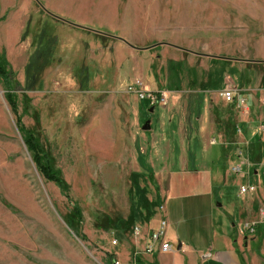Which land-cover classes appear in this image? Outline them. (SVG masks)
Instances as JSON below:
<instances>
[{
    "label": "rangeland",
    "instance_id": "374dc122",
    "mask_svg": "<svg viewBox=\"0 0 264 264\" xmlns=\"http://www.w3.org/2000/svg\"><path fill=\"white\" fill-rule=\"evenodd\" d=\"M101 37L109 39L106 45ZM262 37L264 0H0V54L6 55L31 99L25 114L19 95L23 123L54 156L71 186L68 201L37 171L0 79V264H106L110 256L121 264L133 262L142 247L137 246L141 240L134 229L123 232L106 222L129 208L127 194L118 195L121 172L124 183L131 173L138 174L148 201L156 189L141 146L149 114L143 113L139 122V115L128 113V98L136 101V96L122 93L132 84L123 81L125 74L137 62L140 71L148 72L154 56L165 52L185 59L191 54L184 50L218 55L220 43L228 48L234 38L245 39L237 51L264 55ZM122 51L140 55L129 62ZM195 60L200 68L201 58ZM166 63L170 75L161 74V84L158 77L141 75L153 90L184 83L186 63ZM220 64L205 81L212 91L222 90L231 80L252 79L251 69L243 65L232 70L229 63ZM140 102L142 108L146 101ZM180 148L175 152L187 157L189 140ZM239 189L237 185L227 193L231 201ZM224 202L228 211L230 204ZM74 204L83 215L79 237L67 225L74 220ZM152 204L155 213L158 204ZM233 223L235 234L243 236L239 223ZM259 229L264 233V224ZM214 257L203 264H221Z\"/></svg>",
    "mask_w": 264,
    "mask_h": 264
},
{
    "label": "crops",
    "instance_id": "0c3cea01",
    "mask_svg": "<svg viewBox=\"0 0 264 264\" xmlns=\"http://www.w3.org/2000/svg\"><path fill=\"white\" fill-rule=\"evenodd\" d=\"M244 42L245 39L234 38L228 48L220 43L218 55L184 50L191 54L187 59L166 56L169 54L165 52L163 56H154L156 61L150 64L148 72L140 71L141 63L137 62L125 74L123 81L132 83L127 88L137 80L147 90L164 92L168 97L161 106L150 107L145 102L142 108L136 95V101L130 100L132 96L128 98L127 111L135 117L139 115V122L143 113L149 114L146 123L149 122L151 129L144 131L141 146L144 147L146 169L153 173L156 189L155 199L150 201L155 200L158 204L151 221L143 227L138 225L142 228L140 240L143 242L137 240L138 248L142 245L135 259L138 264H203L214 256V261L219 259L221 264H264V233L259 229L264 224V107L259 105L260 99L264 98V55L253 57L237 51ZM122 54L129 62L140 55H129L124 51ZM199 58L202 64L197 68L195 59ZM168 60L174 64L186 63L184 83L153 90L141 75L148 73L150 77H158L157 82L161 84L160 75H170L164 70ZM220 62L229 63L232 70L240 69L241 65L243 69H251L252 79L246 83L231 80L222 90L212 91L205 81L211 79L212 69L216 63L220 66ZM262 64L261 68L259 65ZM228 87L235 93L231 103L220 97ZM153 115L155 119L151 118ZM119 132L124 135L122 130ZM184 140H189L187 157L186 153L175 152L180 151ZM239 163L242 168L237 175L232 168ZM180 166L181 170L178 169ZM237 185L255 187V191L241 195L240 189L237 190L238 196L233 199L239 202L234 204L227 193ZM224 200L230 204L228 211ZM158 207L164 208L161 214ZM161 219L168 222L172 249L162 253L157 245L153 254H147L144 248L149 244V232L151 228L159 227ZM235 221L239 223L240 231L250 224L255 233L237 236ZM253 245L259 248L254 250Z\"/></svg>",
    "mask_w": 264,
    "mask_h": 264
},
{
    "label": "trees",
    "instance_id": "16d2710c",
    "mask_svg": "<svg viewBox=\"0 0 264 264\" xmlns=\"http://www.w3.org/2000/svg\"><path fill=\"white\" fill-rule=\"evenodd\" d=\"M100 39L105 45L109 41L106 37H101ZM0 79L3 81L6 88L5 98L16 118L18 130L27 151L31 154L37 171L47 182L55 184L59 188L62 196L68 201H71V186L57 168L54 156L43 145L35 132L27 129L23 123V116L20 114L19 95L22 97L25 114L30 110L31 99L26 94V90L16 80V74L4 53L0 54ZM84 87L87 86L85 85ZM137 175V173H131L130 176H128L129 179H125L126 183H124L125 176L123 175V171L121 172L118 195L123 193L127 194L129 208L125 210L122 215H117L115 218L108 217L106 222L109 227L126 232L132 231L138 225L151 221L153 217L151 211L153 204L145 197L144 189L140 186ZM72 216L74 220L71 219L72 221H67V225L79 237L78 233L80 225H82L83 222V215L81 208L77 204H74ZM108 258L106 264H114L112 256Z\"/></svg>",
    "mask_w": 264,
    "mask_h": 264
},
{
    "label": "built area",
    "instance_id": "2783aa9c",
    "mask_svg": "<svg viewBox=\"0 0 264 264\" xmlns=\"http://www.w3.org/2000/svg\"><path fill=\"white\" fill-rule=\"evenodd\" d=\"M127 93L135 94L139 100L146 101L148 106L150 107L161 106L168 101V97L166 93L151 92L143 87L141 81H136L134 85L129 86L127 88ZM220 97L227 103L233 102L235 97L234 89L232 87H228L226 90L220 93ZM261 104L264 106V99L261 100ZM262 130L264 131V126L262 127ZM241 157H242V153L241 151H239L238 158L241 160ZM241 168L242 165L241 163H239L232 168V172L238 175L241 173ZM254 191H255V187H249V186L240 187L241 195H246ZM159 209L160 211L164 210L163 207H160ZM263 220H264V214H263ZM168 228L169 225L166 219H161L159 227L157 229L151 228L148 236L149 244L144 248L145 253L153 254L155 252V247L157 245L159 246V251L162 253H168L171 251L172 247L170 244V240L168 239ZM133 233L136 238L141 239L142 228L138 226L135 227ZM254 233H255L254 228L250 224L245 225L244 228L241 230V234L243 235L244 234L253 235ZM114 264H121V263L119 261H114ZM132 264H138V262L134 260Z\"/></svg>",
    "mask_w": 264,
    "mask_h": 264
},
{
    "label": "water",
    "instance_id": "95a60500",
    "mask_svg": "<svg viewBox=\"0 0 264 264\" xmlns=\"http://www.w3.org/2000/svg\"><path fill=\"white\" fill-rule=\"evenodd\" d=\"M92 32V31H91ZM93 33V32H92ZM95 34H99V35H101V36H107V37H111V38H114V39H118V40H120V41H123L125 44H127L129 47H131V48H133V49H135V50H143V49H139V48H137V47H135V46H133V45H131L128 41H126L125 39H122V38H119V37H115V36H110V35H107V34H102V33H98V32H94ZM158 46H160V45H156V46H154V47H152V48H156V47H158ZM149 49H151V48H149ZM148 49V50H149ZM151 128H150V125H149V122H147L146 124H145V126L143 127V130L144 131H149Z\"/></svg>",
    "mask_w": 264,
    "mask_h": 264
}]
</instances>
